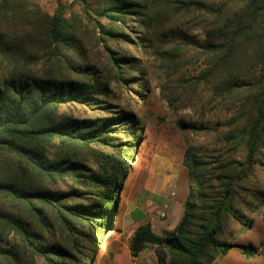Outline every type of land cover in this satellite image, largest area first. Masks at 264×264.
Returning a JSON list of instances; mask_svg holds the SVG:
<instances>
[{
	"label": "trees",
	"instance_id": "1",
	"mask_svg": "<svg viewBox=\"0 0 264 264\" xmlns=\"http://www.w3.org/2000/svg\"><path fill=\"white\" fill-rule=\"evenodd\" d=\"M70 5L79 10L0 0V264H93L143 142L133 106L151 76L169 82L172 105L196 87L237 106L224 139L247 154L226 162L188 149L182 220L162 236L140 226L133 255L150 246L158 264H214L232 248L255 255L231 240L264 209V193L248 188L264 150V0Z\"/></svg>",
	"mask_w": 264,
	"mask_h": 264
},
{
	"label": "rangeland",
	"instance_id": "2",
	"mask_svg": "<svg viewBox=\"0 0 264 264\" xmlns=\"http://www.w3.org/2000/svg\"><path fill=\"white\" fill-rule=\"evenodd\" d=\"M30 1L40 5L48 13H54L59 5L67 9L68 15L79 10V6L72 7L66 0ZM189 71L188 78L198 75L200 68L192 67ZM150 79L148 91L144 90V100L133 106L142 121L143 142L140 147L132 151L133 159L128 163L127 176L122 182L120 204L115 212V228L97 237L99 244L93 264H132V258L136 257L132 253L131 243L137 223L131 225V228L127 226L125 230L122 227L127 223L125 212L134 198L137 188L135 183L141 176L146 175L148 152L155 145V140L160 133L164 131L179 133L183 137L182 147L185 153L191 148L196 154L207 158L223 155L226 162L244 161L247 154L245 145L239 144L234 151V145L224 139V134L226 135L234 128L231 121L238 113L237 106L231 108L229 105L222 104V99L215 97L213 91L204 92L201 89L197 90L196 87L191 89L189 96H185L182 101L172 105L164 91L169 87V82L157 76H151ZM192 84H194L193 81L187 87ZM172 85L176 87L173 83ZM180 123L186 126L181 127ZM184 134L190 139V143H186ZM262 153L253 166L248 188L264 193V158H262L264 150ZM242 197L250 202L253 201L249 194H242ZM263 211L264 209H260L253 214V221L256 218L262 219ZM260 233V229L256 228L251 235L256 237ZM159 254H162L160 248L150 246L137 258L158 264Z\"/></svg>",
	"mask_w": 264,
	"mask_h": 264
},
{
	"label": "crops",
	"instance_id": "3",
	"mask_svg": "<svg viewBox=\"0 0 264 264\" xmlns=\"http://www.w3.org/2000/svg\"><path fill=\"white\" fill-rule=\"evenodd\" d=\"M182 142L183 137L175 131H164L157 136L155 145L148 152L146 175L141 176L135 183L137 188L134 198L125 212L127 223L122 227L124 230L135 223L136 231L140 226L148 224L152 233L162 236L166 232H173L182 220L183 206L190 188ZM150 202L157 206L168 203L170 205L168 218L166 220L157 218L152 208L148 206ZM256 228L260 229L261 233L254 237L251 233ZM231 243L253 245L257 248V253L246 256L240 249L232 248L226 255L218 257L214 264H264L262 219L256 218L253 229L240 234L231 240Z\"/></svg>",
	"mask_w": 264,
	"mask_h": 264
},
{
	"label": "built area",
	"instance_id": "4",
	"mask_svg": "<svg viewBox=\"0 0 264 264\" xmlns=\"http://www.w3.org/2000/svg\"><path fill=\"white\" fill-rule=\"evenodd\" d=\"M68 4H71L74 0H66ZM150 208H152L153 213L157 218L160 220H166L169 216L170 211V205L168 203H164L161 206L155 205V203L150 202L148 205ZM132 264H153L150 260H140L137 257L132 258Z\"/></svg>",
	"mask_w": 264,
	"mask_h": 264
},
{
	"label": "water",
	"instance_id": "5",
	"mask_svg": "<svg viewBox=\"0 0 264 264\" xmlns=\"http://www.w3.org/2000/svg\"><path fill=\"white\" fill-rule=\"evenodd\" d=\"M120 191H121V190H120ZM120 191H119V192H120Z\"/></svg>",
	"mask_w": 264,
	"mask_h": 264
}]
</instances>
